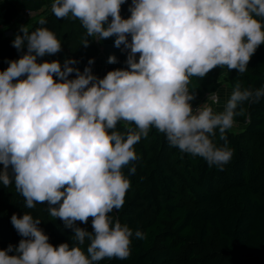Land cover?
I'll list each match as a JSON object with an SVG mask.
<instances>
[{"label": "clouds", "instance_id": "obj_1", "mask_svg": "<svg viewBox=\"0 0 264 264\" xmlns=\"http://www.w3.org/2000/svg\"><path fill=\"white\" fill-rule=\"evenodd\" d=\"M126 3L53 0L51 5L56 18L79 21L86 37H115L114 46L127 54L126 67L103 78L93 73L94 58L83 71L72 57L63 63L42 60L62 51L47 27L29 32L21 25L12 41L22 55L0 71V183L14 184L28 209L46 205L73 235L71 244L53 246L40 219L13 214L11 224L22 239L0 249V264L128 259L133 237L147 236L111 213L123 208L131 188L129 176L141 159L135 145L155 129L169 148L223 171L234 156L227 132L235 117L245 115V103L264 98V86L244 88L237 82L221 110L207 103L194 107L198 93L189 87L193 77L202 80L216 68L247 71L264 44V0H131L124 18ZM90 43L85 38L81 46ZM107 62L118 60L111 55ZM210 99L219 105L215 93ZM90 218L91 231L78 226Z\"/></svg>", "mask_w": 264, "mask_h": 264}, {"label": "trees", "instance_id": "obj_2", "mask_svg": "<svg viewBox=\"0 0 264 264\" xmlns=\"http://www.w3.org/2000/svg\"><path fill=\"white\" fill-rule=\"evenodd\" d=\"M48 1L0 0V28L12 27L15 33L0 37V71L8 67L7 61L22 55L12 46L19 32L12 23L26 10L41 15L29 32L47 27L62 44L60 53L42 60L63 63L66 57H72L80 61L76 66L83 71L90 58L95 62L101 48L106 59L105 75L126 67L127 54L114 46L115 37L97 44L86 37L79 21L56 18ZM130 3L128 0L122 5L124 18L130 16ZM40 20L47 23L41 25ZM3 32L0 29V36H4ZM85 38L91 41L87 48L81 46ZM111 55L117 57L118 63L107 62ZM92 68L94 73V64ZM237 82L244 88L264 86V44L258 47L244 74L224 67L216 68L202 80L193 77L189 87L198 93L193 106L213 93L219 98L224 85L232 91ZM243 107L245 115L235 117V127L227 132L234 156L223 171L210 167L202 158L169 148L164 135L155 129L135 145L141 159L136 162L135 174L129 176L131 188L123 208L111 215L128 224L133 232L141 230L147 239L133 237L128 259H105L100 264H264V98ZM118 127L123 129V125ZM216 142L223 143L218 135ZM124 172L128 175V169ZM24 204L14 184L6 188L0 183V249L9 244L18 246L22 237L12 226L11 216L25 212L41 220L39 227L53 246L71 244L72 230L65 228L61 220H54L46 205L28 209ZM78 226L91 231V218L88 224ZM87 243L83 246L85 251Z\"/></svg>", "mask_w": 264, "mask_h": 264}, {"label": "rangeland", "instance_id": "obj_3", "mask_svg": "<svg viewBox=\"0 0 264 264\" xmlns=\"http://www.w3.org/2000/svg\"><path fill=\"white\" fill-rule=\"evenodd\" d=\"M52 3H53V0L48 1V6H49L50 10H51V5H52ZM40 18H41V15H36V16H34V17H32V18H22V19L16 24V25H17V29H19L21 25H25V26L28 27V29H30V28L33 26V24H34L35 22H37L38 19H40ZM3 34H4V36H0V37H12L15 33H14V34L12 33L11 36H10V35L8 36V34L5 33V30H4ZM104 58H105V53H104V51L100 48V54H99V56L97 57V61L103 63V61L105 62V59H104ZM102 59H103V60H102ZM225 73H226L225 71L222 72V75H221L222 79H224V77H225ZM99 75H101L100 72H99V74H98L97 76H99ZM230 93H231V89L228 88L226 85H224V86L222 87L221 91H220V94H221V95L219 96V102H220V103H219V105H218L217 108H216L217 110H221L224 101L227 99V97H228V95H230Z\"/></svg>", "mask_w": 264, "mask_h": 264}, {"label": "built area", "instance_id": "obj_4", "mask_svg": "<svg viewBox=\"0 0 264 264\" xmlns=\"http://www.w3.org/2000/svg\"><path fill=\"white\" fill-rule=\"evenodd\" d=\"M35 16V14H34V12H31V11H28V10H26V11H24L20 16H18L14 21H13V23H12V26L13 25H16L22 18H32V17H34ZM0 29H2V30H5V33H7L8 34V36L10 35L11 36V34L13 33L14 34V29H12V27H1ZM96 43L97 44H99V41H96ZM218 97V96H217ZM219 99V98H218ZM204 103H207L209 106H212V107H214V108H217V104H216V102H214V101H212L211 99H210V97H208V98H205V100H203L200 104H198V105H202V104H204ZM197 106V105H196ZM195 107V106H194Z\"/></svg>", "mask_w": 264, "mask_h": 264}, {"label": "crops", "instance_id": "obj_5", "mask_svg": "<svg viewBox=\"0 0 264 264\" xmlns=\"http://www.w3.org/2000/svg\"><path fill=\"white\" fill-rule=\"evenodd\" d=\"M105 70H106V59H105V62L103 61V63L97 61L96 59L94 62V74L98 75L100 72L101 75H99V77L103 78L105 76Z\"/></svg>", "mask_w": 264, "mask_h": 264}]
</instances>
